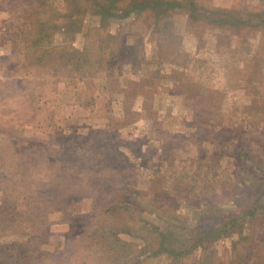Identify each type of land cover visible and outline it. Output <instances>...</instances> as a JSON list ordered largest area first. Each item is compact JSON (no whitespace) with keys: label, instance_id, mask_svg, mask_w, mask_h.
Listing matches in <instances>:
<instances>
[{"label":"rangeland","instance_id":"obj_1","mask_svg":"<svg viewBox=\"0 0 264 264\" xmlns=\"http://www.w3.org/2000/svg\"><path fill=\"white\" fill-rule=\"evenodd\" d=\"M30 1L0 0V264H264V0Z\"/></svg>","mask_w":264,"mask_h":264},{"label":"trees","instance_id":"obj_2","mask_svg":"<svg viewBox=\"0 0 264 264\" xmlns=\"http://www.w3.org/2000/svg\"><path fill=\"white\" fill-rule=\"evenodd\" d=\"M48 1L46 0H31L30 3L32 4V6L27 7L26 11H32L33 13H38L39 12V6L40 4H44ZM44 23H40L38 24V26L36 27V33L39 32L40 34L43 33L42 29H44Z\"/></svg>","mask_w":264,"mask_h":264}]
</instances>
